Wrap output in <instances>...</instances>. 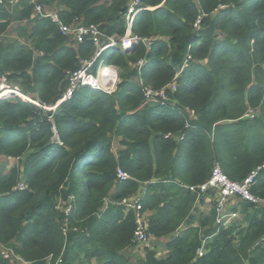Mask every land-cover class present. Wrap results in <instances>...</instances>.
<instances>
[{"label": "trees", "instance_id": "1", "mask_svg": "<svg viewBox=\"0 0 264 264\" xmlns=\"http://www.w3.org/2000/svg\"><path fill=\"white\" fill-rule=\"evenodd\" d=\"M11 1L0 6V79L30 101L0 98V247L22 261L0 264H264V0H139L130 32L148 45L107 49L91 68H116L115 91L84 87L60 103L95 50L35 4L104 42L124 36L133 0ZM215 165L235 182L257 171L261 200L236 199L238 220L220 229L215 194L189 190ZM135 202L162 257L133 255Z\"/></svg>", "mask_w": 264, "mask_h": 264}, {"label": "built area", "instance_id": "2", "mask_svg": "<svg viewBox=\"0 0 264 264\" xmlns=\"http://www.w3.org/2000/svg\"><path fill=\"white\" fill-rule=\"evenodd\" d=\"M2 5V0H0V6ZM139 5V0H133L129 5L127 12L125 14L126 31L122 38L111 37L106 41L102 42L101 36L98 30L94 26L85 27L83 25L66 26L61 23L56 11L50 9H43L40 5L35 4L34 14L39 15L42 18L48 19L52 24L56 25L58 30L63 36H70L74 44H81L84 40H89L94 47V54L90 61L83 62L80 69L71 73L69 75V87L67 91L63 94V97L59 101L62 102L70 98L73 93L84 87H88L91 90L103 91L106 94H111L115 91L116 85L119 83L118 71L116 68L111 66H105L100 62L94 71H91L93 63L100 56V54L107 49H121L122 51H127L133 49L139 44L148 45L146 39L138 38L131 35L130 29L133 22V18ZM143 61L140 60L137 63V68L142 66ZM138 83L142 85V80L139 78ZM169 87V86H168ZM167 87V88H168ZM173 90V84L170 86ZM144 95L148 99L160 98L164 99L165 89L158 92H153L149 88H143ZM6 95H12L18 97L25 101H30L26 96L22 95L18 88L9 86L5 79H0V98ZM250 114V112H249ZM264 167V165L262 166ZM257 171L250 173L242 182H235L229 180L220 170V168L215 165L211 176L202 185L189 188V190L197 196L206 194L207 192L214 193V212L215 220L214 223L218 229L226 228L232 221H234L238 215L236 212L231 211L232 200L240 199L243 201H248L253 204H260L261 200L259 198L253 197L250 193L251 185L253 184L254 178L256 177ZM117 178L125 179L127 175L121 171L117 170ZM19 185V188H22ZM137 212L136 214V228L134 232V241L137 244L145 243L148 238L145 232V216L139 214L140 206L133 203L130 205ZM70 210V207L66 209V212ZM204 243L202 242L201 247L197 251V256L202 257L205 253ZM0 255L5 260H16L18 262L22 261L13 255V252L5 247H0Z\"/></svg>", "mask_w": 264, "mask_h": 264}, {"label": "rangeland", "instance_id": "3", "mask_svg": "<svg viewBox=\"0 0 264 264\" xmlns=\"http://www.w3.org/2000/svg\"><path fill=\"white\" fill-rule=\"evenodd\" d=\"M17 1L18 0H12L11 4H16ZM234 205H235V200H232V206H234ZM209 209H210V205L205 203V204H203L200 207V212L201 213H207ZM237 220H238V218H237ZM181 229H183V228H181ZM143 247H153V248H155L157 250V253H158L159 257H162L164 255L163 242H161V241H153V240H149V239L145 243L139 244V246L134 249L133 255H137V256L141 257L142 256L141 253H142Z\"/></svg>", "mask_w": 264, "mask_h": 264}, {"label": "crops", "instance_id": "4", "mask_svg": "<svg viewBox=\"0 0 264 264\" xmlns=\"http://www.w3.org/2000/svg\"><path fill=\"white\" fill-rule=\"evenodd\" d=\"M16 25V24H15ZM15 25H12V27L11 28H14L15 27ZM9 36H7V35H5V36H3L4 37V39H8V38H12V39H14L15 38V36L12 34V32L10 33V31L7 33ZM0 163L2 164L3 162L2 161H0Z\"/></svg>", "mask_w": 264, "mask_h": 264}]
</instances>
